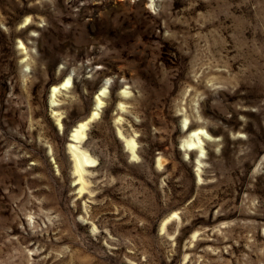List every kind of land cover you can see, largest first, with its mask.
<instances>
[{"label": "rangeland", "instance_id": "374dc122", "mask_svg": "<svg viewBox=\"0 0 264 264\" xmlns=\"http://www.w3.org/2000/svg\"><path fill=\"white\" fill-rule=\"evenodd\" d=\"M0 264H264V0H0Z\"/></svg>", "mask_w": 264, "mask_h": 264}, {"label": "bare ground", "instance_id": "6f19581e", "mask_svg": "<svg viewBox=\"0 0 264 264\" xmlns=\"http://www.w3.org/2000/svg\"><path fill=\"white\" fill-rule=\"evenodd\" d=\"M21 46L23 47V44H21ZM108 83V82H106ZM106 83H104L103 85H101V87L99 88L98 90V93H96L94 95V103H93V106H92V109L89 113V115L84 119V120H81V121H78L76 123V125L74 126V128L72 129V133H71V139H70V142L68 143V147H69V150L72 154V158L74 159V171L78 177L76 178V181L75 182H80L83 180V177H82V172L84 170V168L87 166V167H91L94 165L95 163V159L84 149L81 148V143L82 141H84L85 139V130L87 129V125L88 123L97 118L99 116V111L101 110V108L103 107L104 105V102H103V97L106 95V92H107V85ZM70 85H72V82H71V77L68 75L66 76L62 81H60L58 84H54L52 85V88H51V104L52 106L53 105H56L55 104V96L58 92H60L61 90H65L67 89V87H70ZM121 92H125L124 90H121ZM119 105L121 107V102H119ZM52 114L55 115V119L56 121L58 122L59 119H60V115H59V112L53 110L52 111ZM183 123L186 124L188 121H187V118H184L183 119ZM119 134L124 138V141H125V146H126V149L128 151H130L131 155L133 157H137V154H136V142H135V139L133 137H125L120 130H118ZM202 137L203 138H208L209 135L206 133V130L203 128V127H196V128H193L191 129L185 138H183V141H182V146L185 150H192V149H195L198 152H201L202 153ZM201 155V154H200ZM202 156V155H201ZM198 159V158H197ZM199 164H202L201 161L197 160ZM158 165H160V158H158ZM197 164V170L200 168V165ZM86 182V181H85ZM79 190H83V187L81 186L79 188ZM177 212H173L172 215H170L171 217H176ZM170 217V218H171ZM170 218H167L164 220V223L170 219ZM177 218V217H176ZM179 218V217H178Z\"/></svg>", "mask_w": 264, "mask_h": 264}]
</instances>
